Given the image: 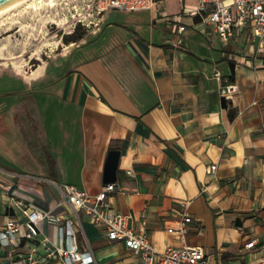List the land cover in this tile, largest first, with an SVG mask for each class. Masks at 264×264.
<instances>
[{"label": "crops", "instance_id": "0c3cea01", "mask_svg": "<svg viewBox=\"0 0 264 264\" xmlns=\"http://www.w3.org/2000/svg\"><path fill=\"white\" fill-rule=\"evenodd\" d=\"M194 4L161 0L150 11H118L124 15L118 22L109 20L117 10L105 11L102 22L115 53L96 59L75 55L62 69L38 65L22 75L3 73L9 91L36 100L44 86L50 113L60 102L76 114L66 115L65 131L80 127L83 150L75 180L60 171L59 162L52 178L0 166V228L8 216L24 219L12 198L73 218L51 182L97 194L105 185L107 153L118 150L116 190L106 202L115 212L131 215V225L145 231L158 251L200 247L210 264H260L264 48L246 30L223 43L188 13ZM178 26L186 30L177 33ZM184 212L191 217L185 235L168 232ZM79 218V248L89 246L95 264H142L138 254L108 240L101 226L82 213ZM40 229L57 241L54 226L41 222ZM252 238L257 245L244 248ZM26 252L22 245L0 243V264H20ZM42 253L39 248L36 255Z\"/></svg>", "mask_w": 264, "mask_h": 264}, {"label": "rangeland", "instance_id": "374dc122", "mask_svg": "<svg viewBox=\"0 0 264 264\" xmlns=\"http://www.w3.org/2000/svg\"><path fill=\"white\" fill-rule=\"evenodd\" d=\"M106 12L96 14L94 0H43L36 9H23L0 22V166L10 164L52 178L59 162L62 173L78 178L80 127L68 131L71 134L65 131L66 115L76 114L60 102L50 113L44 86L35 100L29 93L9 91L1 77L7 71L22 75L38 65L62 69L75 55L96 59L115 53L111 32L102 22ZM123 16L112 11L109 20L118 22ZM50 116L57 120L50 123Z\"/></svg>", "mask_w": 264, "mask_h": 264}, {"label": "built area", "instance_id": "2783aa9c", "mask_svg": "<svg viewBox=\"0 0 264 264\" xmlns=\"http://www.w3.org/2000/svg\"><path fill=\"white\" fill-rule=\"evenodd\" d=\"M160 1L94 0L98 15L110 10L150 11ZM188 13L211 27L223 43L228 42L235 33L246 30L252 39L258 41L259 47L264 48V0H195ZM185 30V26L176 29L177 33ZM225 89L231 92L233 87L228 85ZM214 169L215 165H212L207 168V172L211 173ZM51 183L60 193L62 203L73 212V218H62L48 210L28 205L21 199L12 198L24 219L20 222L8 216L0 228V243L22 245L27 249L20 264H47L51 261L60 264H95L90 247L85 246L81 250L78 245L77 235L82 232L79 213L101 226L108 240L118 241L138 254L142 264H210L200 247H167L158 251L145 231L131 225V215L117 213L107 204L108 195L116 190L114 183L105 184L97 194H90L69 184ZM41 222L55 227L56 242L41 232ZM190 222L191 217L184 212L181 219L176 221V227L168 229V232L184 236ZM257 242L256 238H252L244 248L250 250ZM39 248L43 250L41 256L36 255ZM261 249L264 251V245ZM260 264H264V256Z\"/></svg>", "mask_w": 264, "mask_h": 264}, {"label": "water", "instance_id": "95a60500", "mask_svg": "<svg viewBox=\"0 0 264 264\" xmlns=\"http://www.w3.org/2000/svg\"><path fill=\"white\" fill-rule=\"evenodd\" d=\"M16 0H0V8L11 4ZM120 159V152L118 150H110L107 153L103 169V184L116 182V173Z\"/></svg>", "mask_w": 264, "mask_h": 264}, {"label": "bare ground", "instance_id": "6f19581e", "mask_svg": "<svg viewBox=\"0 0 264 264\" xmlns=\"http://www.w3.org/2000/svg\"><path fill=\"white\" fill-rule=\"evenodd\" d=\"M43 0H16L9 5L0 8V22H2L5 18L13 16L16 12H19L23 9H36ZM50 4L54 2V0H48ZM69 46H72L70 44Z\"/></svg>", "mask_w": 264, "mask_h": 264}]
</instances>
